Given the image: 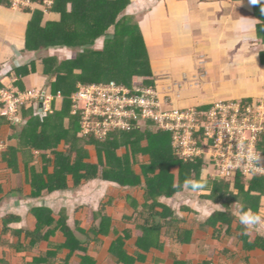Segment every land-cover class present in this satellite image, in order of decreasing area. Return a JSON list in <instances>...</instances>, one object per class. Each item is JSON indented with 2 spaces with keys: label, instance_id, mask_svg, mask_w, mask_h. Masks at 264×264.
Listing matches in <instances>:
<instances>
[{
  "label": "trees",
  "instance_id": "16d2710c",
  "mask_svg": "<svg viewBox=\"0 0 264 264\" xmlns=\"http://www.w3.org/2000/svg\"><path fill=\"white\" fill-rule=\"evenodd\" d=\"M36 1L40 8H47L44 0ZM47 1L52 3L48 11L59 16L58 22L47 21L43 10L31 12V9H26L32 14L26 49L37 53L43 51L44 55L29 65L15 67L8 74L17 75L16 83L21 86L14 85L16 89L31 90L26 88L23 80L35 72L38 63H41L50 92L55 97L53 113L42 114L33 109H24L30 112L29 125L22 134L19 148L23 150L26 146L22 153L29 158H23V164L32 168L28 181L31 191L29 198L38 199L81 188L99 180L122 189L144 190L145 203L139 206L128 197L129 207L134 212L132 216L123 215L122 220L127 228L121 234L112 226L107 205H103L95 215L96 224L90 230L82 228L80 223L73 229L64 213L56 214L45 207L33 210L35 221L27 228L10 226L18 223L20 218L8 216L3 220L0 233V247L7 249L5 256L13 252L22 264H69L72 257L88 260L92 241L114 236L111 255L116 257L117 263L132 264L136 258L129 257L124 249L125 241L132 239V236L137 237L136 247L143 252L160 249L162 237L173 239L179 246L191 245L194 234L192 225L178 219L177 211L162 205L159 198H172L185 188L189 192L197 191L204 172L205 180L210 181L212 188L208 195L199 198L214 207L221 205L223 211L213 209L198 230L209 234L215 242L221 237H234L247 251L261 249L264 252L262 237L250 242L248 227L242 225L233 212L234 206L238 210L243 206L245 210L251 209L258 214L261 198L264 197L263 176L248 179L237 172L225 179L213 178V166L207 161L183 162L174 155L170 148V134L151 130L142 132L133 128L129 131L112 130L105 137L98 138L93 132L85 135L79 115L73 114L72 96L80 85L100 86L115 82L130 90L136 87L155 89L142 27L126 14L131 0ZM0 5L10 7L7 0H0ZM263 22L262 19L258 21L259 37L264 30ZM58 95L62 101L59 111L55 107ZM208 109L201 107L197 111L205 113ZM0 119L6 120L1 116ZM40 125L42 132L33 134L32 131ZM16 150L0 153V161L8 162L14 171L19 163L15 157ZM33 150L41 152L43 163L35 159ZM257 150L264 156V134L259 138ZM48 155H52L54 160H50ZM146 157L150 160L146 161ZM42 164L44 168L39 171L37 168ZM50 167L53 169L50 170ZM137 167L141 169L140 173H137ZM0 192H3L1 183ZM181 211L197 215L186 205H182ZM99 220L100 224H97ZM60 233L66 241L60 245L51 244L50 240ZM80 237L83 240H79ZM44 243L48 244V250L35 257L33 254ZM222 252L229 257L228 251ZM61 255L66 258L62 259ZM208 262L212 264V261Z\"/></svg>",
  "mask_w": 264,
  "mask_h": 264
},
{
  "label": "crops",
  "instance_id": "0c3cea01",
  "mask_svg": "<svg viewBox=\"0 0 264 264\" xmlns=\"http://www.w3.org/2000/svg\"><path fill=\"white\" fill-rule=\"evenodd\" d=\"M49 9L35 5L31 12L43 10L47 21L50 16L59 17ZM31 12L0 5V81L4 84L12 83L20 87L16 83L17 75H8L9 72L17 66L29 65L44 55L43 51L37 53L26 49ZM126 14L131 15L142 27L155 89L161 98L170 101L167 109H197L219 101L255 103L264 100V30L260 32L261 37L257 31L259 19L264 20V0H257L256 3L252 0H131ZM23 81L27 89L46 90L52 95L41 63ZM61 104V99H57L56 110H60ZM28 113L23 110L14 121L0 119V141L7 143V152L17 149L15 157L19 162L14 171L8 162L0 161V183L3 190L0 192V233L3 220L12 215L19 217L20 221L10 226H32L35 221L33 210L37 207L48 208L56 214L64 213L73 229L80 223L82 228L90 230L96 224L94 217L103 205H107L112 226L120 234L124 233L127 224L122 220L123 215L132 216L134 212L127 199L131 197L130 200L141 206L145 203L144 190L122 189L112 183L94 180L81 188L38 199L29 198L31 191L28 181L32 168L23 164V160L29 158L22 153L26 146L23 150L19 148L22 134L29 125ZM40 132L41 125L32 131L33 134ZM33 156L43 163L41 152L33 150ZM49 159L54 160V157L50 155ZM149 160L146 157V161ZM43 166L37 169L42 171ZM136 171L140 173L141 169L137 167ZM204 176L205 172L195 192L185 188L172 198H159L162 205L177 211L178 219L192 225L194 234L191 245L179 246L173 239L162 237L160 249L143 252L136 247L137 237L132 236V239L124 243L126 254L136 258L132 264H209L208 261H212V264H264V252L261 249L249 252L234 237H221L215 242L209 234L198 230L199 225L208 219L206 212H212L213 209L223 211L221 205L214 207L200 200L199 197L208 195L212 188ZM182 205L189 206L197 215L192 217L182 212ZM233 212L238 216L237 206H234ZM258 214L262 217L261 222L248 227V235L252 234L249 235L250 242L258 237L264 240V197L261 198ZM97 224H100V220ZM112 238L114 236L92 241L89 244L88 260L72 257L69 264H121L110 253ZM65 241L60 233L50 243L60 245ZM5 250L0 247V264H22L13 252L5 256ZM38 250L33 254L35 257L42 251L46 253L48 244H41ZM223 250L231 256L227 257ZM60 257L66 258L65 255Z\"/></svg>",
  "mask_w": 264,
  "mask_h": 264
},
{
  "label": "built area",
  "instance_id": "2783aa9c",
  "mask_svg": "<svg viewBox=\"0 0 264 264\" xmlns=\"http://www.w3.org/2000/svg\"><path fill=\"white\" fill-rule=\"evenodd\" d=\"M14 10L34 9L36 0H7ZM45 6L52 3L44 0ZM60 99V95H58ZM55 97L46 90L21 91L12 83L0 85V116L18 119L24 109L42 114L52 112ZM264 100L255 103H213L207 112L197 109H167L170 101L160 99L152 88L130 90L115 82L107 85H80L72 96L73 114L79 115L85 135L98 138L112 130L129 131L150 127L170 134L174 155L183 162L203 159L213 166L211 177L225 179L239 172L251 179L264 177L262 155L257 150L264 134ZM0 141V153L7 150ZM258 155L257 161L254 159Z\"/></svg>",
  "mask_w": 264,
  "mask_h": 264
},
{
  "label": "clouds",
  "instance_id": "9594fccd",
  "mask_svg": "<svg viewBox=\"0 0 264 264\" xmlns=\"http://www.w3.org/2000/svg\"><path fill=\"white\" fill-rule=\"evenodd\" d=\"M253 3H256L257 0H252ZM155 91H157L156 89H154ZM158 92V91H157ZM159 96H160V99H163L161 98V95L160 93L158 92ZM55 101V100H54ZM210 107V106H209ZM194 109V108H193ZM198 109V108H197ZM174 110V109H173ZM52 113V112H51ZM142 128L143 130H151L153 132H157V131H154L152 130L150 127L148 128H144V127H138V129ZM140 129V130H142ZM170 148H171V145H170ZM172 151V149H171ZM258 155H255L254 159L257 161L258 159ZM262 155V154H261ZM262 158H263V155H262ZM235 194V193H234ZM218 210V209H216ZM212 212L211 211H208L205 213V215H211ZM238 219H239V222L244 225L245 227H251V226H254L256 224H259L262 220V217L259 215V214H256L254 213L251 209H248V210H245L243 208V206H241V208L238 210Z\"/></svg>",
  "mask_w": 264,
  "mask_h": 264
},
{
  "label": "rangeland",
  "instance_id": "374dc122",
  "mask_svg": "<svg viewBox=\"0 0 264 264\" xmlns=\"http://www.w3.org/2000/svg\"><path fill=\"white\" fill-rule=\"evenodd\" d=\"M46 7H49V6H46ZM20 10L22 11V10H25V9L22 8V9H20ZM48 21H49V22H58V21H59V17L57 18V17H55V16H50V18H49ZM63 53L66 54V51H63ZM211 172H212V171H211ZM191 216L193 217V215H191ZM193 219H194V218H192L191 220H193ZM191 220H190V221H191ZM249 235H252V234L249 233Z\"/></svg>",
  "mask_w": 264,
  "mask_h": 264
}]
</instances>
